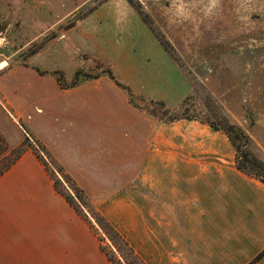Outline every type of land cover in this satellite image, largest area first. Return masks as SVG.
I'll return each instance as SVG.
<instances>
[{
	"label": "rangeland",
	"instance_id": "374dc122",
	"mask_svg": "<svg viewBox=\"0 0 264 264\" xmlns=\"http://www.w3.org/2000/svg\"><path fill=\"white\" fill-rule=\"evenodd\" d=\"M35 86L47 90L37 103H63L56 122L98 123L97 137L83 131L96 141L85 166L63 167L31 127L35 114L46 121L43 108L30 110ZM77 103L101 105L100 115L92 119ZM181 113L193 118H159ZM206 121L242 128L250 139L242 149L264 161V0H0V165L20 150L34 154L44 177L28 180L41 187L31 197L68 207L60 242L54 219L20 227L26 191L14 205L2 196L6 259L15 233L40 238L45 230L49 245L38 239L36 250L50 252L53 264H112L107 254L124 264L97 212L147 264H215L213 252L240 245L219 205L236 151ZM56 177L74 206L54 188Z\"/></svg>",
	"mask_w": 264,
	"mask_h": 264
},
{
	"label": "crops",
	"instance_id": "0c3cea01",
	"mask_svg": "<svg viewBox=\"0 0 264 264\" xmlns=\"http://www.w3.org/2000/svg\"><path fill=\"white\" fill-rule=\"evenodd\" d=\"M46 93L47 90L45 87L35 86L31 91V96L34 95L35 100L33 102V99H30V110H42L43 108L45 111L44 116L46 117L45 123L41 124L38 121L40 116H36L35 114V120H33V118L30 120L31 127L35 128L36 131L43 136L41 137L45 147L63 167H67L72 163H77L82 167L85 166L88 161L92 160L90 153L96 141L90 139L86 140L83 136V131L97 133L93 134L97 137L98 123L95 121L90 122L91 120H89L86 124H77L70 129L62 123V120L56 122L54 118L57 119L61 116L62 110H64L65 107H63V103H59L57 106L53 105L51 108V106L49 107L47 103L43 102V99L37 103V94ZM90 104V108H84V104L80 105L77 103L75 105L77 110L87 109V112L91 114L90 116L94 119L95 116L97 117L98 114L100 115L98 111L101 109V105L96 109L94 103ZM106 107L113 111L117 109L116 105L108 104L104 109H106ZM48 116L52 120L51 123H49ZM99 141L100 140H98L97 143ZM138 155L139 160H143V155ZM232 170L231 173L222 172V198L219 201V205L222 215L226 216L227 221L233 223L232 227L235 228L237 234L240 236V245L235 243V246H230L232 248L227 247L226 249L213 252L212 254L214 256H212V261L215 264H247L264 249V182L241 172L236 168L235 164ZM43 173L44 172L37 165L34 154H23L16 163L0 176V213L1 215L3 214L2 206L6 203L4 199L14 205L21 196L20 193L22 189L26 191L27 196L30 197L28 198V207L33 205L35 209L27 207L23 210L25 221H23L20 227L37 228V226H39L38 222H42L41 226L46 228V220L54 219V222L60 227V234L57 236V240L62 242V238H64L63 232L66 229L63 231L60 224H63V222L67 220V205L51 196H42V201L31 197L37 196V192L35 191H37V189L40 190L41 187L28 180L33 179V181H35L38 178L42 179L44 177ZM9 179H12L11 185L8 182ZM15 188L18 190L17 192L12 191ZM40 192L43 193L42 190ZM2 196L8 198L2 199ZM37 200L41 202L39 205L44 211L42 220L37 216L36 211L38 204L35 203ZM17 205L19 207L20 204ZM40 238L32 236L31 234L21 232L15 233L12 238L13 248L10 259H6L5 247L3 245L5 243L2 238L0 242V264H53L50 252L46 249L36 250L38 239L43 244V247L49 245V239L45 230L41 231ZM57 252L61 254L67 253L68 249L67 247L63 249V246H58ZM206 254H208L207 251ZM254 264H264V255Z\"/></svg>",
	"mask_w": 264,
	"mask_h": 264
},
{
	"label": "trees",
	"instance_id": "16d2710c",
	"mask_svg": "<svg viewBox=\"0 0 264 264\" xmlns=\"http://www.w3.org/2000/svg\"><path fill=\"white\" fill-rule=\"evenodd\" d=\"M161 44L163 45L162 42H161ZM108 74L111 78H114L112 73L109 72ZM128 92H129V90H128ZM160 105L165 108L164 102L160 101ZM164 110H165V114H166V112H170L169 109H164ZM153 115H155V114H153ZM159 118L165 119V121H174V120H178L180 118L192 119L193 117L185 115V113H181V114L166 115V117H163V115L162 116L159 115ZM206 122L213 129L223 131L224 133H226L228 135V138H229L231 144L234 146L235 151H236V157H235L236 168L238 170H240L241 172L264 182V161L257 160L255 158L254 159L251 158L249 156V152L246 149H242L243 145L246 146V144H248L250 142L248 135L245 134V132L242 130V128H240L239 126H236V125H230L231 127H223V126H219L218 124H216L213 121H206ZM228 128H231V129L234 128L235 129V131H236L235 136L229 135L230 133H229ZM236 138H239L242 143L238 142ZM22 153H23V151L20 150V151L16 152L15 155L12 156L10 159L7 158L8 154H5V155L3 154L4 158H7V159L2 161V163L0 165V176H2V174L5 171H7L14 163H16V161L20 158ZM34 153L38 158L40 157V155L37 152L34 151ZM53 162L56 164L59 171L63 172L64 177L69 179V176L63 171L62 167L56 161H53ZM56 184H60V180L57 177L54 179V188L56 189L57 192H59L67 200V202L70 205L74 206V203L72 201L73 200L72 196L68 192H66V190H65V192H66V194H65L64 191H62L61 189H59L56 186ZM72 189L75 191V196L78 198V200L83 203L85 198H86V195L84 194L83 189L75 187V186H73ZM77 210H78V213L79 212L81 213V211L79 209H77ZM93 214H94V218H96V221L99 224V226L109 236V239L116 245V249L120 253L124 264H147L144 261V259L132 248V246L128 243V241L117 230H115L109 224L108 221H106L97 212H94ZM263 255H264V249L259 254H257L253 260H251L247 264H254ZM107 257L112 264H121L120 261L115 260L111 255L107 254Z\"/></svg>",
	"mask_w": 264,
	"mask_h": 264
}]
</instances>
